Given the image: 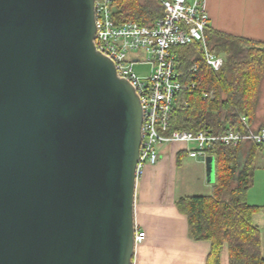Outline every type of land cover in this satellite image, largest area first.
<instances>
[{
  "label": "water",
  "instance_id": "1",
  "mask_svg": "<svg viewBox=\"0 0 264 264\" xmlns=\"http://www.w3.org/2000/svg\"><path fill=\"white\" fill-rule=\"evenodd\" d=\"M96 32L95 0H0V264H134L143 108Z\"/></svg>",
  "mask_w": 264,
  "mask_h": 264
},
{
  "label": "trees",
  "instance_id": "2",
  "mask_svg": "<svg viewBox=\"0 0 264 264\" xmlns=\"http://www.w3.org/2000/svg\"><path fill=\"white\" fill-rule=\"evenodd\" d=\"M119 22L140 24L163 16L162 5H144L139 0H115ZM205 37L210 49L224 56L223 67L213 71L205 61L201 43L184 45L182 68L199 66L197 89H184L172 113L170 131L208 130L222 133L229 125L245 130L242 116L253 125L264 79V42L209 28ZM188 53V54H187ZM196 79V78H195ZM213 88L214 99H204L202 90ZM183 100L188 105L182 104ZM264 144L252 143L247 154L243 145H214L216 182L210 195H189L177 199V208L188 217L193 239L211 241L206 264H221L228 246L229 264H264L261 230L252 221L262 206L250 204L247 193L254 181V158ZM180 152L177 163L181 161Z\"/></svg>",
  "mask_w": 264,
  "mask_h": 264
},
{
  "label": "built area",
  "instance_id": "3",
  "mask_svg": "<svg viewBox=\"0 0 264 264\" xmlns=\"http://www.w3.org/2000/svg\"><path fill=\"white\" fill-rule=\"evenodd\" d=\"M164 14L152 22L140 24L129 20L119 22L115 0H95L97 32L96 47L116 65L117 73L131 82L137 90L143 108L142 145L137 165V182L148 165L160 159L159 145L183 143L188 156L206 162L207 156H216L214 145L238 146L242 142L264 144V126L256 128L242 116L245 130L229 125L222 133L208 130L170 131L172 113L184 89H197L199 66L195 63L187 71L182 68V46L201 43L206 63L219 71L224 56L213 52L207 43L205 31L209 27L207 0H157ZM152 64L148 75L134 70L136 64ZM196 78V79H195ZM204 99H214L213 88L201 91ZM182 104L188 105L187 100ZM146 232L136 228V244L142 243Z\"/></svg>",
  "mask_w": 264,
  "mask_h": 264
},
{
  "label": "crops",
  "instance_id": "4",
  "mask_svg": "<svg viewBox=\"0 0 264 264\" xmlns=\"http://www.w3.org/2000/svg\"><path fill=\"white\" fill-rule=\"evenodd\" d=\"M155 1L139 0L144 5H153ZM207 10L209 28L264 42V0H207ZM263 83L264 79L261 88ZM253 126H264L263 103L259 102ZM240 144L243 145V154H247L252 142ZM158 149L159 161L148 165L140 179L142 183L140 186V180L137 183L135 223L136 228L146 232V238L136 246L134 264H206L211 241L196 240L190 236L188 217L176 205L178 198L194 194L182 195L173 201L174 197L170 196L169 190L168 197H162L166 191L167 167L171 169L173 166L172 155L175 156L176 163L180 152L183 153L181 160L188 156L186 145L164 143ZM253 165L254 181L248 190L247 201L262 206L252 218L260 229L262 223L259 220L264 215V148L257 150ZM210 185V193L200 195L212 194L213 184ZM221 264H229L227 245L221 254Z\"/></svg>",
  "mask_w": 264,
  "mask_h": 264
},
{
  "label": "rangeland",
  "instance_id": "5",
  "mask_svg": "<svg viewBox=\"0 0 264 264\" xmlns=\"http://www.w3.org/2000/svg\"><path fill=\"white\" fill-rule=\"evenodd\" d=\"M157 1V0H156ZM158 2V1H157ZM209 46V45H208ZM210 48V46H209ZM182 55L184 56L185 50L182 48ZM188 54V53H187ZM152 64H136L134 70L140 75H148L151 71ZM264 84V83H263ZM260 104H264V85L261 88ZM178 144V143H172ZM264 148V147H263ZM173 166L167 167L166 181H165V194L162 197H168V191L170 190V196L173 195V201L175 198L186 194H207L211 191V183L206 179V165L204 162H199L196 159H191L187 155L179 163H176L175 156L172 155ZM138 183V182H137ZM142 181H139L138 186ZM160 196V198H162ZM264 212V211H263ZM264 214V213H263ZM260 229H261V243L262 252L264 253V215L260 217Z\"/></svg>",
  "mask_w": 264,
  "mask_h": 264
}]
</instances>
